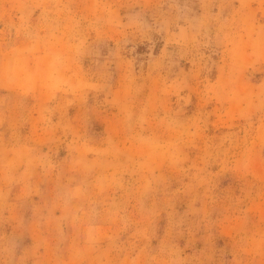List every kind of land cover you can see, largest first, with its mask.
I'll return each instance as SVG.
<instances>
[{
	"label": "rangeland",
	"instance_id": "1",
	"mask_svg": "<svg viewBox=\"0 0 264 264\" xmlns=\"http://www.w3.org/2000/svg\"><path fill=\"white\" fill-rule=\"evenodd\" d=\"M0 264H264V0H0Z\"/></svg>",
	"mask_w": 264,
	"mask_h": 264
}]
</instances>
